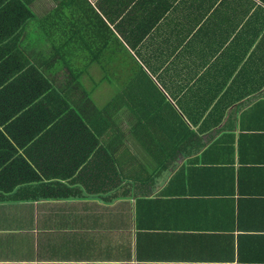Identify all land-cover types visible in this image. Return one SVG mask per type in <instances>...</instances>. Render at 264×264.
Instances as JSON below:
<instances>
[{
    "label": "crops",
    "instance_id": "crops-1",
    "mask_svg": "<svg viewBox=\"0 0 264 264\" xmlns=\"http://www.w3.org/2000/svg\"><path fill=\"white\" fill-rule=\"evenodd\" d=\"M87 2L83 57L195 135L166 170L130 134L118 161L41 181L61 194L0 192V264H264V0Z\"/></svg>",
    "mask_w": 264,
    "mask_h": 264
},
{
    "label": "trees",
    "instance_id": "trees-1",
    "mask_svg": "<svg viewBox=\"0 0 264 264\" xmlns=\"http://www.w3.org/2000/svg\"><path fill=\"white\" fill-rule=\"evenodd\" d=\"M36 1L0 0V192L61 194L53 190L58 186L41 181L69 178L79 166L87 170L99 160L118 161L115 152L126 145L121 137L128 133L121 115L128 113L134 122L129 133L168 169L189 143L178 137H192L195 131L161 92L139 93L129 76L110 75L106 60L96 54L83 57L84 44L92 39L83 22L84 6L91 9L87 0H52L54 7L42 17L32 8ZM35 24L38 33L28 46ZM93 64L106 75H93ZM104 86L109 90L100 104L96 94ZM149 98L167 106L165 122L149 121L152 110L144 107ZM142 175L132 177L140 182ZM123 176L125 181L131 173Z\"/></svg>",
    "mask_w": 264,
    "mask_h": 264
},
{
    "label": "rangeland",
    "instance_id": "rangeland-1",
    "mask_svg": "<svg viewBox=\"0 0 264 264\" xmlns=\"http://www.w3.org/2000/svg\"><path fill=\"white\" fill-rule=\"evenodd\" d=\"M53 6H54V3H53L52 0H37L36 3L32 6V8H33V10L35 11V13L38 16H42V15L46 14L49 10H51V8ZM37 30H38V27H36V24L31 27L30 34H29L28 39L26 41V44L28 46L30 45V37H32L35 33H38ZM87 85H88V83H87ZM107 89H108V87L104 86V87L101 88L100 92L98 94H96L97 98L99 99L98 102L100 104H105L106 103L105 101H103L102 97L103 98L105 97L104 92ZM77 92L81 93L80 90H78ZM79 96H81V95H79ZM88 103H90V102H88ZM121 116L122 117H121V120H120V124L122 125V128L124 130H126V132H128V133H126V135H127V137H129V135H130L129 129L131 127V119L129 118L130 117L129 113L128 114H123ZM126 143H127V141H126ZM140 150L143 151V153H144L143 149L140 148Z\"/></svg>",
    "mask_w": 264,
    "mask_h": 264
}]
</instances>
